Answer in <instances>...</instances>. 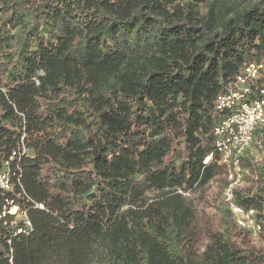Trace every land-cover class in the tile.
Returning a JSON list of instances; mask_svg holds the SVG:
<instances>
[{"label":"trees","instance_id":"trees-1","mask_svg":"<svg viewBox=\"0 0 264 264\" xmlns=\"http://www.w3.org/2000/svg\"><path fill=\"white\" fill-rule=\"evenodd\" d=\"M251 63L248 101L264 0H0V212L30 224L0 219V264H264L210 225L197 254L186 196L220 172L215 100ZM233 203L264 236V181Z\"/></svg>","mask_w":264,"mask_h":264},{"label":"rangeland","instance_id":"rangeland-1","mask_svg":"<svg viewBox=\"0 0 264 264\" xmlns=\"http://www.w3.org/2000/svg\"><path fill=\"white\" fill-rule=\"evenodd\" d=\"M258 131L260 132L255 134L253 143L240 164L245 160L248 162L240 165L238 171L220 166V172L203 189L190 195L186 194L196 211V220L192 227L196 233L193 247L197 254L203 251L207 243L208 225L218 231L227 229L230 237L242 249L264 251V236L257 229L253 219L254 213H234L225 200L229 186L233 191L253 194L258 189L259 182L264 181V128ZM17 215V221L23 218L19 212Z\"/></svg>","mask_w":264,"mask_h":264},{"label":"built area","instance_id":"built-area-1","mask_svg":"<svg viewBox=\"0 0 264 264\" xmlns=\"http://www.w3.org/2000/svg\"><path fill=\"white\" fill-rule=\"evenodd\" d=\"M263 68V64H248L244 67L243 73L235 78V80L227 87V90L219 95L215 100L216 110H229L231 112L225 120L215 126L213 130L214 146L219 154L218 165L226 168H232L235 171L240 169V161L246 151L253 143L256 131L264 128V89L260 90V98L252 101L247 100L249 93L248 79L257 78L259 70ZM27 149L22 147L21 153L24 154ZM18 155L17 151H13L9 160L4 163L3 169L0 171V190L4 192H13V182L11 176H15L10 172L9 163ZM210 157L205 159V163ZM232 174H230V177ZM225 200L230 205V209L234 213H244L242 209L233 203V190L231 186L225 193ZM6 206L0 212V219L10 215L13 217L12 223L23 221L26 226L29 222L26 214L20 211L12 200H5ZM41 208V206H39ZM17 212L23 218L17 221ZM246 214H253L252 210ZM257 229L260 228L257 226ZM18 232H23L19 229Z\"/></svg>","mask_w":264,"mask_h":264}]
</instances>
